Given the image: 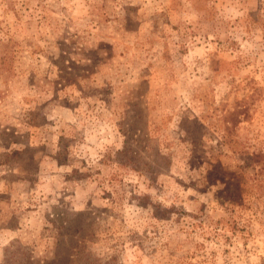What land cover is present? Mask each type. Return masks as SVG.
<instances>
[{"label":"rangeland","instance_id":"obj_1","mask_svg":"<svg viewBox=\"0 0 264 264\" xmlns=\"http://www.w3.org/2000/svg\"><path fill=\"white\" fill-rule=\"evenodd\" d=\"M0 264H264V0H0Z\"/></svg>","mask_w":264,"mask_h":264}]
</instances>
